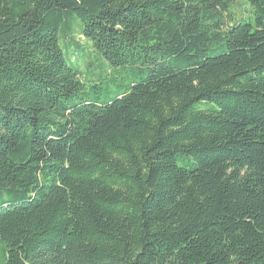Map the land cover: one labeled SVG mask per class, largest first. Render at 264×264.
<instances>
[{
    "label": "trees",
    "instance_id": "1",
    "mask_svg": "<svg viewBox=\"0 0 264 264\" xmlns=\"http://www.w3.org/2000/svg\"><path fill=\"white\" fill-rule=\"evenodd\" d=\"M0 264H264V0H0Z\"/></svg>",
    "mask_w": 264,
    "mask_h": 264
},
{
    "label": "rangeland",
    "instance_id": "2",
    "mask_svg": "<svg viewBox=\"0 0 264 264\" xmlns=\"http://www.w3.org/2000/svg\"><path fill=\"white\" fill-rule=\"evenodd\" d=\"M231 12L233 18L236 20V18H240L239 21H249V15H251V11L249 10V6L246 4L245 1H238L237 3L233 4L231 6ZM247 17H246V16Z\"/></svg>",
    "mask_w": 264,
    "mask_h": 264
}]
</instances>
